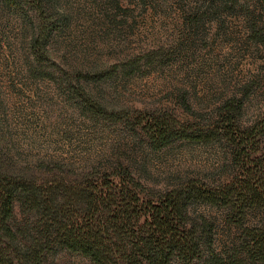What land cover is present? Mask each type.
Here are the masks:
<instances>
[{
    "label": "rangeland",
    "instance_id": "374dc122",
    "mask_svg": "<svg viewBox=\"0 0 264 264\" xmlns=\"http://www.w3.org/2000/svg\"><path fill=\"white\" fill-rule=\"evenodd\" d=\"M44 2L41 17L33 0H0V151L12 171L75 183L123 177L122 166L154 200L242 179L225 107L243 131L264 122V0ZM39 21L50 32L41 50ZM158 118L175 129L166 143L147 131ZM15 213L25 219L20 204ZM189 215L212 241L191 264H257L244 244L260 210L242 220L196 200ZM44 264L96 263L57 248Z\"/></svg>",
    "mask_w": 264,
    "mask_h": 264
},
{
    "label": "trees",
    "instance_id": "16d2710c",
    "mask_svg": "<svg viewBox=\"0 0 264 264\" xmlns=\"http://www.w3.org/2000/svg\"><path fill=\"white\" fill-rule=\"evenodd\" d=\"M44 1L33 0L36 16L46 15ZM38 30L33 43L41 50L50 32L40 21ZM225 111L227 136L244 172L241 180L220 189L190 181L157 200L147 199L122 166L119 178L116 172L99 180L89 174L75 183H41L35 176L12 171L0 151V264H44L57 248L80 252L96 264H191L201 257L203 247L212 248L206 239L211 225L190 218L189 207L196 200L229 207L242 220L249 210H260L259 223L246 229L244 246L253 262L264 264V122L243 131L236 105L227 104ZM153 122H148L147 131L166 143L175 130L171 122ZM184 133L187 130L180 135L188 137ZM17 204L25 216L21 222L16 220Z\"/></svg>",
    "mask_w": 264,
    "mask_h": 264
}]
</instances>
